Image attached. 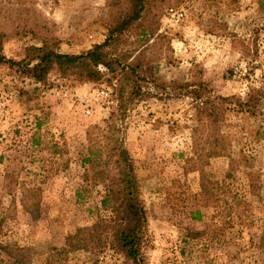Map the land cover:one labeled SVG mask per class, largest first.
I'll return each instance as SVG.
<instances>
[{
	"label": "rangeland",
	"instance_id": "rangeland-1",
	"mask_svg": "<svg viewBox=\"0 0 264 264\" xmlns=\"http://www.w3.org/2000/svg\"><path fill=\"white\" fill-rule=\"evenodd\" d=\"M134 2L0 0L2 53L30 67L27 47L42 39L84 53ZM142 3L114 31L104 49L116 63L98 76L53 67L38 81L0 64L1 240L11 252L0 264H131L110 232L88 238L111 214L100 201L115 144L146 210L145 264H264V0ZM180 83H203L206 95ZM260 95L255 112L238 105ZM205 99L222 105L220 117L202 111Z\"/></svg>",
	"mask_w": 264,
	"mask_h": 264
},
{
	"label": "trees",
	"instance_id": "trees-1",
	"mask_svg": "<svg viewBox=\"0 0 264 264\" xmlns=\"http://www.w3.org/2000/svg\"><path fill=\"white\" fill-rule=\"evenodd\" d=\"M143 9L142 0H135L131 12L123 20L119 21L117 25L110 27L109 35L103 43L96 44L88 51L78 55L60 53L53 48L50 41L42 39L39 46L32 45L27 47V50L33 53L30 57V60L34 61L31 67L29 62L22 64V62H15L4 57L2 53L3 37L0 34V64L9 62L12 65H22L25 71H28L38 81L43 80L53 67L57 68L61 73L80 71L88 77L98 76L97 67L99 65L111 70L110 68L116 63V60L111 59L110 53H107L104 49L112 40L114 31H122L138 20ZM196 85L180 83L177 88L181 93L191 94L195 98H201L206 95V93H203L204 84L197 83ZM262 97V95L255 98L250 96L244 103L238 101V105L241 109L245 108V111L255 112L262 105ZM203 104L204 106L201 109L208 116L218 118L222 115V105H217L209 99H205ZM110 150L115 152L116 158L114 160V175L108 176L105 194L100 202L102 207L109 210L111 214L109 218H100L93 223V231H88V238H92L95 235L99 237L100 232L108 231L110 232L111 242L122 252L129 263L145 264L142 246L146 225V210L141 199L139 182L134 171L133 162L121 144H115ZM229 176L228 174L227 177ZM227 215L229 217L231 215V203H229ZM1 223L2 219H0V254L9 255L11 253L8 252L9 245L1 240ZM210 225L217 224L212 220ZM202 234H204V230L190 232L188 236L199 237ZM76 242L70 244V246L72 248L86 247V244H81L80 241Z\"/></svg>",
	"mask_w": 264,
	"mask_h": 264
},
{
	"label": "built area",
	"instance_id": "built-area-1",
	"mask_svg": "<svg viewBox=\"0 0 264 264\" xmlns=\"http://www.w3.org/2000/svg\"><path fill=\"white\" fill-rule=\"evenodd\" d=\"M96 92H97V96H100L101 98H106L108 96V94H109L107 88L99 89ZM80 101L82 103H84L86 100H85V98H81ZM85 107H86L85 113L89 114L91 112V109H89L88 106H85Z\"/></svg>",
	"mask_w": 264,
	"mask_h": 264
}]
</instances>
